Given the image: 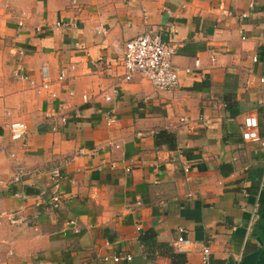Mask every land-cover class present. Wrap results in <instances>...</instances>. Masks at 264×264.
<instances>
[{
	"label": "crops",
	"instance_id": "crops-1",
	"mask_svg": "<svg viewBox=\"0 0 264 264\" xmlns=\"http://www.w3.org/2000/svg\"><path fill=\"white\" fill-rule=\"evenodd\" d=\"M148 27L174 48L171 90L117 81ZM262 68L264 0H0V264H199L200 246L208 264H264V164L240 137L247 114L264 136Z\"/></svg>",
	"mask_w": 264,
	"mask_h": 264
},
{
	"label": "built area",
	"instance_id": "built-area-1",
	"mask_svg": "<svg viewBox=\"0 0 264 264\" xmlns=\"http://www.w3.org/2000/svg\"><path fill=\"white\" fill-rule=\"evenodd\" d=\"M166 30L169 33H173L175 28L172 25H168ZM241 38L243 39L244 36H241ZM173 53V46L161 38V29L148 27L141 33L125 41L123 45L122 56L118 62L120 71L116 75L117 81H129L133 75L138 74L147 80L154 88L160 90H171L177 84V75L180 69L171 61ZM210 60H214L213 54L210 55ZM255 60L256 58L252 57V61ZM197 66L198 61L194 60L193 67L197 68ZM181 69L184 73H191L192 71V68L190 67H184ZM40 71L41 82L39 88H48L49 81L47 79L46 66L42 65ZM64 73V68L59 69L56 80H62L65 76ZM256 80L259 84L264 85V68H262L256 75ZM113 93H116V90H112L110 94L103 93L104 100H110L111 94ZM50 96L55 97V93L50 92ZM82 97L83 99H86L85 95H82ZM105 119L107 124L113 122V119L110 116H107ZM26 130V125L22 121L16 120L7 124L8 138L11 142H23ZM240 137L243 141L258 142L264 164V136H258L257 119L254 115L247 114L243 117L241 122ZM23 175H25V171L21 168H17L14 174L11 176L10 184L20 183ZM49 177V204L51 208L56 209L61 201L59 186L62 173L54 167L50 170ZM12 194L14 196L22 195V193L17 190L13 191ZM13 215L14 213H12L8 218V222L12 224L17 221V218H15ZM190 244L191 242L182 236H178L172 242V246L181 252H186ZM198 254L199 264H208V247L200 246L198 248ZM123 258L125 260H129L130 256L125 254ZM111 259L113 261H117L119 260V256H114Z\"/></svg>",
	"mask_w": 264,
	"mask_h": 264
},
{
	"label": "trees",
	"instance_id": "trees-1",
	"mask_svg": "<svg viewBox=\"0 0 264 264\" xmlns=\"http://www.w3.org/2000/svg\"><path fill=\"white\" fill-rule=\"evenodd\" d=\"M159 135H163L164 136V142L166 143L167 142V145L168 147H171L173 144H172V140H173V137L171 135H169L168 133L166 132H161L159 133ZM172 257H173V254H172ZM176 257H173L172 260H171V264H174L173 263V259H175Z\"/></svg>",
	"mask_w": 264,
	"mask_h": 264
}]
</instances>
